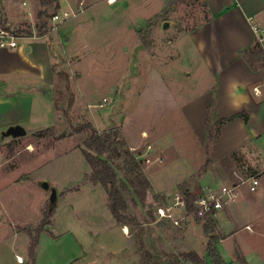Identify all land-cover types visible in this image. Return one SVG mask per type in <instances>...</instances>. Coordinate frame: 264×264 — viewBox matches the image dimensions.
I'll return each instance as SVG.
<instances>
[{
  "label": "rangeland",
  "instance_id": "obj_1",
  "mask_svg": "<svg viewBox=\"0 0 264 264\" xmlns=\"http://www.w3.org/2000/svg\"><path fill=\"white\" fill-rule=\"evenodd\" d=\"M34 1L37 11L32 14L31 23L15 26L11 30L14 36L23 37H44L58 28H64V34H73V40L67 44L70 54H73L70 57L62 54V47L51 48L56 60L57 56L63 55L57 68L63 83L60 94L55 95L56 106L71 123L60 125V120H56L53 128L40 131L35 136L26 132V138L0 143V151L5 157L3 159L0 155V200L11 214L24 217L31 227L38 225L42 197L48 193L39 187V177L44 176L50 184L55 183L59 187L85 182L89 166L80 150L88 132L75 134L73 131V128L85 123V119L100 126L121 124L125 120L123 124L130 135H137L141 128L151 130L155 126L153 132L161 137L166 162H153L148 166L141 164V172L149 184L151 180L159 187L189 180L182 166L183 149L178 157L176 150L167 148L173 138L179 140L181 146L185 145L183 141L191 139L181 113L173 107H158L156 125H152L151 115L155 111L147 108L145 103L141 104L138 94L150 83L172 92L189 89L193 84V74L186 76L185 69L173 53H169L168 59L151 57L166 54L169 40L203 18L204 10L199 0H168L167 5L162 0H116L113 4H108L107 0H66L65 9H70L75 16L63 24H54L50 19L56 13L54 3L42 7L40 0ZM165 6V10L159 13ZM39 11L46 13L48 18H38ZM167 17L169 20L163 21ZM164 22L169 24L166 30L162 28ZM28 26L30 34L26 31ZM172 27L177 31L173 36V30H169ZM45 41L48 42V39L39 40L41 43ZM155 73L163 78L161 83L159 79L154 80L152 74ZM81 78L78 93L75 84ZM203 82L211 83L206 79ZM103 98L108 101L107 104L102 103ZM94 100L98 102L95 103L97 107L91 110L87 105ZM99 102L103 105L101 108L98 107ZM107 105H111L109 114ZM91 111L96 117H91ZM117 132L120 143L126 146ZM148 142L149 139L142 140V148ZM190 146L185 150L197 149L193 143ZM254 154L252 166H248L242 158H234L236 174L228 163L223 164L218 175L223 180L222 184L229 185L250 173L260 172L264 167V153L255 149ZM100 158L106 160V155ZM124 158L121 155L109 161L122 181L123 172L118 171L116 166L122 165ZM28 176L31 179H27ZM259 177L264 183V173ZM150 190L151 185L144 204L137 201L132 190L125 195V215L129 219L126 223L129 234L126 237L117 227L108 229L107 219L104 218L101 227L96 229L97 233H101L94 244V251L87 254L86 263L166 264L178 261L180 264H192L183 261L182 256L194 251L206 264H264V198L241 190L237 201L219 214H224L223 217L203 221L189 218L188 223L179 228L155 220L153 208L160 199L155 195L150 197ZM94 198L86 200L87 207L100 213L102 194H96ZM133 201L140 207L139 216L135 215ZM150 202L154 206L149 211ZM175 213L179 216L178 212ZM6 226L9 228V225ZM247 226L249 230L245 229ZM230 230H235V234L222 240ZM208 246L213 249V254L209 253Z\"/></svg>",
  "mask_w": 264,
  "mask_h": 264
},
{
  "label": "crops",
  "instance_id": "obj_2",
  "mask_svg": "<svg viewBox=\"0 0 264 264\" xmlns=\"http://www.w3.org/2000/svg\"><path fill=\"white\" fill-rule=\"evenodd\" d=\"M162 1L167 5L168 0ZM199 2L204 10L203 18L193 27L181 32L175 39L169 40L166 54L151 57L154 59L163 56L168 59L169 53H173V57L185 69L186 76L190 77L193 74L194 85L192 84L189 89H182L183 91L172 92L168 88L162 89L150 83L138 94L141 104L145 103L147 108L155 111L151 115L152 125L155 124L158 107L166 106L169 109L173 107L179 110L184 124L191 133V139L183 141L184 146L175 138L169 140L167 146L176 150L178 157L183 149L182 166L188 173L189 180L175 181L161 187L155 186L150 180L149 194L150 197L155 195L160 199L158 205L171 203L175 195L195 193L203 185L222 184L223 180H220L218 175L223 164L228 163L235 172L236 157L246 160L247 165L252 166L254 155L256 156L254 150H262L264 67L252 69L244 55L255 47L259 35L264 36V0H199ZM58 3L60 9L66 8V0H58ZM165 8L166 6L159 13ZM35 11L37 6L34 0H0V17L10 28L31 23ZM168 20L167 17L163 21ZM254 29H257V32ZM152 30H155V27H152ZM169 30H173L171 36L177 32L174 27ZM64 32V28H58L44 37L22 36L18 39L17 49L0 48V143L26 138V132L29 136H35L40 131L53 128L56 120H60V125L71 123L69 119L63 117L55 102V95L60 94L63 83L62 75L57 70L58 62L63 55L57 56L56 60L51 51L53 46L55 49L62 47V54L68 57L73 55L67 49V44L73 40V34ZM41 39H48V42L41 43L39 42ZM152 76L161 83L163 78L160 74L155 73ZM203 79L210 80L211 83L206 84ZM81 80L82 78L77 79L75 84L78 93ZM107 102L105 98L102 99V103ZM95 103L98 102L91 101L87 107L93 110L97 107ZM73 105L74 102L71 112L74 109ZM102 106L99 102L98 107ZM110 107L111 105L106 107L108 114ZM91 112V117H96L94 111ZM238 114H246L247 121L236 117ZM228 118L233 119L218 124ZM84 121L98 132L119 131L122 141L129 148L143 147L142 140L149 139L146 145L152 147L149 153L151 159L153 158L157 164L166 162V154H163V145L160 143L161 137L153 132L155 126L153 130L141 128L137 135H130L123 124L125 120L121 124L113 123L108 126H100L101 124H96L90 119ZM13 126H20L25 135L21 137L7 135L8 128ZM142 134H145L146 138H143ZM210 134L212 139L206 151ZM190 142L197 146L196 150H185L191 148ZM0 155L5 158L1 151ZM207 161L209 163L206 165ZM90 171L89 167L86 180L81 185L59 187L55 183L50 184L48 178L44 176L37 179L39 184L41 182L48 184L46 190L48 193L42 197L41 218L46 205L49 204L51 188L56 191V203L49 225L38 236L33 259L29 256L30 236L25 231L35 227H31L24 217L12 215L0 200V264H20L16 257L22 259V264H88L87 254L94 251V244L101 233H97L96 229L98 226L101 227L104 218L107 219L108 229L117 227L125 237L129 234V226L116 223L112 217L104 188L99 183L88 181ZM199 173L201 175L198 177ZM27 179L31 178L28 176ZM244 191L248 192L246 189L241 192ZM99 193L100 196L102 194L100 213L86 204V200H94V196ZM253 195L264 198L263 182ZM153 206L151 202L148 203V208ZM139 209L136 203L134 205L136 216H139ZM219 214L217 219L224 215ZM163 222L171 224L168 221ZM234 234L235 230H230L222 240Z\"/></svg>",
  "mask_w": 264,
  "mask_h": 264
},
{
  "label": "trees",
  "instance_id": "obj_3",
  "mask_svg": "<svg viewBox=\"0 0 264 264\" xmlns=\"http://www.w3.org/2000/svg\"><path fill=\"white\" fill-rule=\"evenodd\" d=\"M51 3L55 4L54 12H57L59 9V4L56 0H40V5L42 7L48 6ZM45 15L46 13L44 12H38V18H45ZM26 31L30 34L29 26L27 27ZM19 34L20 33H18V35ZM244 59L252 69L264 67V50L257 43L251 51L244 55ZM236 117L242 118L244 122L247 121L246 114H238ZM233 118L224 119L218 124H221L224 121L232 120ZM73 131L75 134L88 132L87 138L82 144L83 148L80 150L85 162L88 164L91 170L90 174L88 175V181L92 183H99L104 188L108 198V209L112 217L116 223L126 224L129 219L127 215H125V212L127 211V201L125 195L128 194L130 190H132L134 196L137 198V201L140 204H144L146 193L150 189L149 182L141 172V163L135 160L132 153L129 151V148H127L123 143H120L117 130L98 132L89 123L85 122L82 125L73 128ZM211 139L212 135L210 134L206 144V151ZM103 155H106V160L100 158ZM121 155H123L125 158L122 162V165H117L116 169L123 172L124 181L117 177L115 169L109 163V161H114ZM208 163L209 162L207 161L206 165ZM200 175L201 173L198 174V177ZM194 195L195 193H189L185 196L186 209L188 213L192 212ZM133 204L135 205L136 202L133 201ZM53 210L54 209H50L49 204H47L37 227L34 229H27L25 231L30 236L29 256L31 259L34 257L38 236L44 230V228L49 225L50 218L53 215ZM150 210L151 208H149V211ZM208 250L209 253L212 252L213 254V249L210 246H208ZM182 260L192 264H206L205 261L194 251L185 253L182 256ZM219 260L221 261L220 257ZM166 264L180 263L176 261L175 263Z\"/></svg>",
  "mask_w": 264,
  "mask_h": 264
},
{
  "label": "built area",
  "instance_id": "obj_4",
  "mask_svg": "<svg viewBox=\"0 0 264 264\" xmlns=\"http://www.w3.org/2000/svg\"><path fill=\"white\" fill-rule=\"evenodd\" d=\"M116 0H107L108 4L115 3ZM1 16V15H0ZM75 14L70 9H59L51 16V21L54 24H63L72 19ZM257 32V29H254ZM22 36H14L8 24L4 23L0 17V48L7 50H15L18 48V39ZM35 37V36H34ZM257 42L264 50V36L259 35ZM146 138L145 134H142ZM262 151L264 153V139L261 140ZM129 151L137 162L148 166L154 161L150 158L149 153L152 151L151 145H146L144 148L130 147ZM264 157V156H263ZM264 173V167L258 173H250L245 177L240 178L232 184H208L201 186L195 192L192 203V212L188 213L186 209L185 196L175 195L172 202L163 203L153 208V214L156 221H168L175 227H184L188 223V219L203 221L206 219H214L225 208L235 203L240 196V191L245 188L249 193L255 194L260 185V174ZM178 212L179 216L175 213ZM249 230L247 226L245 228ZM18 263L22 264L21 258L16 257Z\"/></svg>",
  "mask_w": 264,
  "mask_h": 264
},
{
  "label": "water",
  "instance_id": "obj_5",
  "mask_svg": "<svg viewBox=\"0 0 264 264\" xmlns=\"http://www.w3.org/2000/svg\"><path fill=\"white\" fill-rule=\"evenodd\" d=\"M168 26H169L168 22H164L162 28L166 30ZM7 135H11L13 137H21L25 135V131L20 126H13L8 128ZM39 185L41 188L45 190L48 189V184L46 182H41ZM48 202H49V208L50 209L54 208L56 203V191L53 188L50 189Z\"/></svg>",
  "mask_w": 264,
  "mask_h": 264
}]
</instances>
